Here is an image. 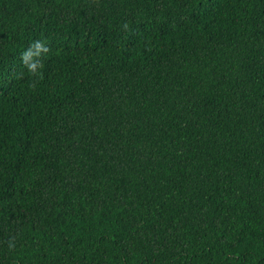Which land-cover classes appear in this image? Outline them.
<instances>
[{"label": "trees", "instance_id": "1", "mask_svg": "<svg viewBox=\"0 0 264 264\" xmlns=\"http://www.w3.org/2000/svg\"><path fill=\"white\" fill-rule=\"evenodd\" d=\"M0 264H264V0H0Z\"/></svg>", "mask_w": 264, "mask_h": 264}]
</instances>
